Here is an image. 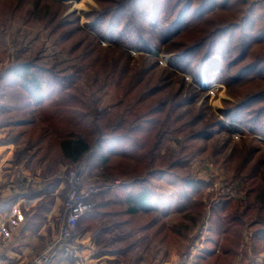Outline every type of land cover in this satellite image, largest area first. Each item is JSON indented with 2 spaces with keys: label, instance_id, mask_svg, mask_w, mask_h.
Here are the masks:
<instances>
[{
  "label": "trees",
  "instance_id": "obj_1",
  "mask_svg": "<svg viewBox=\"0 0 264 264\" xmlns=\"http://www.w3.org/2000/svg\"><path fill=\"white\" fill-rule=\"evenodd\" d=\"M96 1L99 7L86 13L89 21L83 26L75 12L65 14L69 0H0V84L6 83L5 92L16 107L43 114L42 119L21 118L14 125L23 131L38 130L36 138L42 139L36 143L73 167L83 160L89 170L103 167L105 182L130 179L121 186L129 190L118 199L125 206L122 222L151 237L181 234L160 214L174 198L154 189L142 190L139 183L151 175L174 177L183 187L175 198L177 205L182 202L204 217L207 207L212 211L208 222L202 219L199 225V230L207 225L206 243L211 246L213 236L224 240L222 251L206 249L202 262L229 264L246 252V245L240 227L233 226L235 217L221 214L239 207L223 195L204 202L203 192L210 183L192 174L191 162L208 157L225 169L226 184L248 181L249 209L257 218L251 223L256 226L252 237L264 242V159L253 142L264 143L263 10L254 4L256 0L253 4L246 0ZM8 14L48 27L50 34L57 35L55 43L61 50L86 63L96 75L105 73L103 86L109 78L122 93L116 120L103 122L101 128L94 121L86 129L91 140L64 137L55 144L41 124L51 114L66 118V103L82 104L74 84L81 68L66 72L61 64L44 59L42 47L31 55L25 54V46L17 47L10 59L3 34ZM102 40L112 45H102ZM137 40L143 41L141 48L146 51L154 46L173 53L168 66H159L157 58L154 64L143 55L140 63L133 58L127 45ZM202 70L210 82L223 83L233 98L224 99L218 112L206 103L198 106V87L186 82L185 74H190L200 84ZM139 108L144 110L139 113ZM68 110L78 112L73 107ZM107 131L110 135L102 138ZM233 132L262 139L240 136L235 141ZM92 142L96 149L90 152ZM187 216L194 226L196 215ZM189 249L181 253V264Z\"/></svg>",
  "mask_w": 264,
  "mask_h": 264
},
{
  "label": "rangeland",
  "instance_id": "obj_2",
  "mask_svg": "<svg viewBox=\"0 0 264 264\" xmlns=\"http://www.w3.org/2000/svg\"><path fill=\"white\" fill-rule=\"evenodd\" d=\"M255 0H246L247 3L251 4ZM70 6L67 9L68 14L70 12H75L79 16V21L81 25H85L89 20L86 13L90 12L93 8H98L99 5L96 0H69ZM253 4V3H252ZM256 6L261 7L264 13V0H256L254 3ZM3 34L7 41L6 53L10 59L14 57V50L17 47L25 46V54L31 55L39 48H43L42 54L44 59L47 61H55L62 67L66 72L73 71L76 67H80L81 71L74 80L75 91L78 92L80 98L82 99V104L80 106L71 105L66 103L63 106L65 110V117L60 118L56 114H51L50 119H47L46 123H42L41 126H47L48 134L51 135L52 141L57 144V141L64 137H74V136H85L88 140L92 139L91 135L87 134V128H90L93 122L99 123V128H101L103 122H110L116 120L119 113V108L121 103L118 101L121 96V92L118 91V86L107 78V85L103 86L105 83V73L95 74L94 70L87 66L86 63L74 58L72 55L68 54L67 51L61 50V48L55 43L57 35L50 34L49 28L45 27L39 22H29L24 18H20L15 15L8 14L3 19ZM102 45L110 46L112 45L107 40L101 41ZM143 41L137 40L134 44L128 46L130 55L135 58L139 63L141 62V56H146L148 58V63H153L156 61L159 66H168L169 60L173 53L161 52L156 47H151L149 51L141 48ZM3 63V62H2ZM202 80L200 84H197L192 79L190 74H185L186 82H191L195 85L198 96L197 105L206 103L211 107L212 110L217 111L222 108L223 100L230 99L233 100L232 96L227 91L225 85L220 82H210L206 75L205 70H202ZM7 86L6 83L0 84V131L6 135L13 134V146H8V153H33V156L26 166L31 173L38 172V168L44 163L47 165L46 168L50 171L57 169L60 173L71 170L73 166H69L66 159H62L58 153H47L44 147H40L37 141H41L36 138L38 130H20L17 125H14V121L21 118H32L37 119L43 118L41 111H28L22 110L15 106V100L6 93ZM68 107H73L78 109V112H72L68 110ZM144 108H139L137 111L140 113ZM218 112V111H217ZM72 114H77L74 117ZM7 132L9 134H7ZM104 134V133H103ZM110 133L107 131L104 136L107 139ZM234 140L237 141L240 136H246L248 139L255 137L256 139H262L260 135H240L238 132H233ZM15 137V138H14ZM91 137V138H90ZM101 138V136H100ZM102 139V138H101ZM15 141V142H14ZM259 148L256 153H262L264 159V143L259 141H253ZM93 144V142H92ZM227 146V144H226ZM96 149V143L91 147L90 152ZM12 150V151H10ZM55 150V148H54ZM89 158V157H88ZM86 158V161L87 159ZM34 162V163H33ZM33 163V164H32ZM36 164V165H35ZM83 171L84 184H92L98 190L92 196L93 210L98 211L100 207L107 211V216L111 219L117 221V224H113V229L121 232H129L130 236L118 242V245L126 244L125 247H129L134 241L139 247L141 253L140 264H154L163 261L165 258L170 259V263L178 264L181 260V253L186 252L188 247L192 251L196 252L200 250L201 247L205 246L207 234V225H204L203 230H199L200 220L208 222V217L212 212L209 207H207V213L205 217L203 215L197 214L195 210H189L184 207L182 202L179 205L176 204L175 198L182 191L181 182L170 175H162L157 178L156 175H151L150 178H146L145 181L139 183V188L142 190L154 189L165 195L172 194L174 199L170 201V208L163 212L161 211V217L165 219L168 225L175 224L176 228L179 229L180 235L176 233L174 236H164L161 237H151V235L137 231L132 224L123 223L122 221L125 217L121 214V211L125 206L119 202V197L129 189H122L121 186L124 183L130 181L126 177L114 179L113 183L105 182L104 168L97 167L94 170H89L85 168ZM68 169V170H67ZM41 171V168H40ZM191 172L194 176L202 178L209 181V185L205 188L203 192L202 200L204 202L213 201V199H218L219 195L225 196V198H230L232 204L238 206L239 208L228 209L221 214L222 218L226 215H231L234 218L233 226H239L241 231V236L243 243L248 241L254 232L256 226L251 223L257 218L253 216L252 210L249 209L248 200V190L251 185H249L246 180H234L230 184L225 183V169L218 167L214 164L212 160L208 157L204 159L196 158L191 162ZM20 178V176H19ZM66 180V179H65ZM66 182V181H65ZM105 185L107 187H105ZM101 187V189L99 188ZM67 188V182L65 186V191ZM103 188V189H102ZM213 192V196H209ZM65 196V193H64ZM209 196V197H208ZM120 204V205H119ZM191 212L196 215L197 222L193 226L190 221V217L187 214ZM88 213V212H86ZM225 215V216H224ZM207 224V223H206ZM185 225H189L186 227ZM80 224L77 230H79ZM97 228V226H96ZM95 228V229H96ZM94 229V230H95ZM92 231V229H89ZM216 235V234H214ZM215 239L211 242L210 248L214 249L215 244L218 240L219 247L218 251L221 252V246H224V240L221 236H213ZM241 239V238H240ZM244 239L246 241H244ZM221 244V245H220ZM133 254V253H132ZM188 256V255H187ZM244 256V255H242ZM185 258V257H184ZM239 259V255L236 256L229 264L235 262ZM176 262V263H174ZM181 263V262H180Z\"/></svg>",
  "mask_w": 264,
  "mask_h": 264
},
{
  "label": "crops",
  "instance_id": "obj_3",
  "mask_svg": "<svg viewBox=\"0 0 264 264\" xmlns=\"http://www.w3.org/2000/svg\"><path fill=\"white\" fill-rule=\"evenodd\" d=\"M12 135L0 131V264H26L58 233L57 216L63 208L68 171L64 174L57 169L50 171L44 163L38 172L30 173L26 163L33 153H8V146L14 144ZM20 175L30 176L33 184L20 188ZM101 208L106 207L99 208L102 214L91 210L80 219L75 237L81 252L68 256L58 254L50 264H140L141 251L135 241L129 247L122 243L118 245L131 234L113 229L112 225L117 221L108 217L107 211ZM214 239L212 237V241ZM219 242L215 244V250H218ZM245 245L246 252L231 264H264V242H257L251 235ZM208 248L210 245L205 243L196 252L189 249L182 264H204L202 255ZM154 264L173 262L165 258Z\"/></svg>",
  "mask_w": 264,
  "mask_h": 264
},
{
  "label": "built area",
  "instance_id": "obj_4",
  "mask_svg": "<svg viewBox=\"0 0 264 264\" xmlns=\"http://www.w3.org/2000/svg\"><path fill=\"white\" fill-rule=\"evenodd\" d=\"M102 138H105L104 134ZM88 157V153L85 154V159ZM84 165L85 160L67 172L63 208L57 216L58 233L36 251L26 264H50L58 254L68 256L81 252L75 233L82 215L93 210L92 196L99 190L92 184H84ZM18 179L20 188L33 184L30 176L20 175Z\"/></svg>",
  "mask_w": 264,
  "mask_h": 264
}]
</instances>
